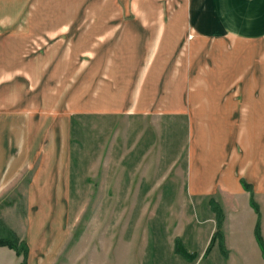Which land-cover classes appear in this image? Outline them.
Segmentation results:
<instances>
[{"label": "crops", "instance_id": "obj_1", "mask_svg": "<svg viewBox=\"0 0 264 264\" xmlns=\"http://www.w3.org/2000/svg\"><path fill=\"white\" fill-rule=\"evenodd\" d=\"M180 8L190 19L95 22L92 33L104 34L107 41L121 36V42L111 62L82 70L81 100L89 104V88H96V105L86 113L186 117L187 196L205 222L215 221L217 206L224 213V229L229 216L245 209L248 230L257 241L258 219L264 237V0H184ZM0 19L9 24L0 37V190L33 166L31 198L42 201L40 211L52 209L59 199L64 159L57 154L62 147L51 149L46 138L68 116L63 111L57 117L52 109L73 80L71 0H0ZM66 96L72 102V93ZM31 98L37 113L18 117L19 139L10 145L3 138L15 118L9 111L25 110ZM66 103L67 98L64 109ZM34 127L44 136L36 150L30 145ZM63 152L65 162L70 160L68 146ZM206 200L209 213L201 212ZM226 234L224 230L229 246ZM44 240L40 234V241L29 245L34 250ZM219 245L224 247L223 242ZM235 246L245 248L240 242ZM246 247L259 254L254 239ZM0 253L4 260L22 264L14 249L0 246Z\"/></svg>", "mask_w": 264, "mask_h": 264}, {"label": "rangeland", "instance_id": "obj_2", "mask_svg": "<svg viewBox=\"0 0 264 264\" xmlns=\"http://www.w3.org/2000/svg\"><path fill=\"white\" fill-rule=\"evenodd\" d=\"M183 1L71 0L73 80L52 109L57 117L63 111L68 116L46 138L51 149L62 147V152H57L64 159L59 199L54 201V208L40 211L42 201L31 198L33 166L23 169L0 190V238L26 242V264H260L263 260L254 232L248 230L249 214L245 209L234 216L228 214L229 224L224 229V213L215 215L213 222H205V215L196 211V202L187 196L186 117L86 113L96 105V88H89V104L81 100L82 70L98 62H111V54L121 42V36L107 41L104 34L92 33L95 22L190 19L182 14ZM6 20L0 19V37L9 28ZM107 42L110 45L105 46ZM70 92L72 102L66 96ZM33 100L25 110L15 107L9 111L15 118L10 119L8 134L3 138L10 145L19 139L18 125L22 122L18 117L37 113L38 105ZM40 131L30 135L33 150L44 141ZM65 146L71 152L66 162ZM213 203L220 204L218 200ZM223 203L232 213V206ZM203 205L201 212H211L207 200ZM224 230L229 246L224 241ZM211 231L214 241L206 252ZM40 234L45 243L32 250L29 243L40 241ZM233 238L245 248L236 247ZM251 239L259 254L246 247ZM177 246L190 256L183 257ZM0 264L17 263L4 260L0 253Z\"/></svg>", "mask_w": 264, "mask_h": 264}, {"label": "trees", "instance_id": "obj_3", "mask_svg": "<svg viewBox=\"0 0 264 264\" xmlns=\"http://www.w3.org/2000/svg\"><path fill=\"white\" fill-rule=\"evenodd\" d=\"M243 184L246 188H248V189L250 188V185L248 183H246L245 181L243 182ZM251 202L254 205L256 211L259 212V207L256 205L255 201L252 199ZM214 210L216 212H218L219 214L221 213L220 209H218V207L215 205H214ZM255 235H256L257 242L260 246V249L262 251L263 258H264V237H263L262 232H261V224H260L259 219L257 221V225H256V229H255ZM213 241H214V236L212 237V239H211V241H210V243L206 249V252H208L211 249ZM0 246H8L9 248L14 249L18 255L23 256L22 264H26L27 257H28V251H29V247H28L26 242H21L18 239L17 240H11V239L0 238ZM179 248L177 246V249H179ZM222 249H224V248H222ZM179 250L180 251L177 250V252L180 253L183 257L190 256V254H188L186 250H183L181 248Z\"/></svg>", "mask_w": 264, "mask_h": 264}]
</instances>
